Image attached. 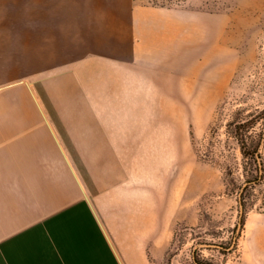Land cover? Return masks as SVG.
Here are the masks:
<instances>
[{
	"label": "rangeland",
	"instance_id": "rangeland-1",
	"mask_svg": "<svg viewBox=\"0 0 264 264\" xmlns=\"http://www.w3.org/2000/svg\"><path fill=\"white\" fill-rule=\"evenodd\" d=\"M42 4L0 0V85L28 69L38 50L67 35L92 44L115 34L137 44L145 31L136 24H176L173 31L166 27L180 35L175 62L150 65L157 73L131 72L114 54L113 65L99 74L92 66L75 73V89L72 78L66 83L70 100L84 97L77 108L87 114L100 91L105 152L99 171L132 178L134 194L147 200L146 264H198L196 257L212 264H264L259 234L248 231L249 224L264 227V179L247 189L242 223L241 192L248 170L258 173L257 164L229 135L230 121L253 119L249 134L260 142L264 163V0H186L171 7L131 0L108 9Z\"/></svg>",
	"mask_w": 264,
	"mask_h": 264
},
{
	"label": "crops",
	"instance_id": "crops-1",
	"mask_svg": "<svg viewBox=\"0 0 264 264\" xmlns=\"http://www.w3.org/2000/svg\"><path fill=\"white\" fill-rule=\"evenodd\" d=\"M43 1L40 7L66 9L119 8L131 2ZM175 25L138 23L135 27L145 32L137 44L115 34L92 44L67 35L52 48L38 50L28 69L0 85V264H146L147 200L134 194L132 178L101 176L99 171L105 152L100 91L87 114L77 108L84 97L70 100L66 83L72 78L75 89V73L92 66L99 74L113 65L114 54L131 72L135 67L157 73L149 66L175 62L180 35L166 32ZM198 48H204L203 41ZM90 53L92 60L74 59ZM95 79L100 88V77ZM112 134L117 136L115 128ZM173 197L177 201L179 194Z\"/></svg>",
	"mask_w": 264,
	"mask_h": 264
},
{
	"label": "trees",
	"instance_id": "trees-1",
	"mask_svg": "<svg viewBox=\"0 0 264 264\" xmlns=\"http://www.w3.org/2000/svg\"><path fill=\"white\" fill-rule=\"evenodd\" d=\"M186 0H133L135 4H141L144 6H153V7H171L175 5H181ZM264 113V110L262 111ZM253 119H239L236 122L230 121L229 122V135L233 137L239 144V147L241 149V152L244 157H253L256 164H257V171L258 173L255 175L253 174L251 168L248 170L249 176L246 179V185L242 189L241 192V201L242 204H244V207H242V223L245 220V212H246V191L247 189L259 181H262L264 179V163L260 161V155H259V147L260 142L257 143L252 138L251 134H249L252 126H253ZM232 124H235L232 126ZM196 263L198 264H212L203 260H200L198 257H196Z\"/></svg>",
	"mask_w": 264,
	"mask_h": 264
},
{
	"label": "bare ground",
	"instance_id": "bare-ground-1",
	"mask_svg": "<svg viewBox=\"0 0 264 264\" xmlns=\"http://www.w3.org/2000/svg\"><path fill=\"white\" fill-rule=\"evenodd\" d=\"M254 218V217H253ZM263 220V219H262ZM259 221V220H258ZM260 222V221H259ZM263 226V225H262ZM260 226L259 224L253 225V224H249L248 225V231L250 232V234H253L255 232H257L259 234V246L263 249L264 251V227ZM257 234V235H258ZM254 235V234H253ZM252 235V236H253Z\"/></svg>",
	"mask_w": 264,
	"mask_h": 264
}]
</instances>
